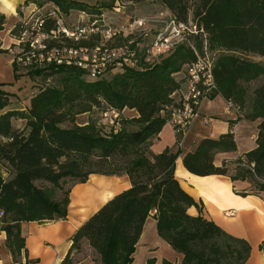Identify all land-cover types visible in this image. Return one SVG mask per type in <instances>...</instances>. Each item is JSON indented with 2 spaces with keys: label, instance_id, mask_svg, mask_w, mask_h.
I'll return each instance as SVG.
<instances>
[{
  "label": "trees",
  "instance_id": "1",
  "mask_svg": "<svg viewBox=\"0 0 264 264\" xmlns=\"http://www.w3.org/2000/svg\"><path fill=\"white\" fill-rule=\"evenodd\" d=\"M158 1L179 20L188 18L189 0ZM30 2L37 7L52 4L64 13L76 9L99 14L101 10L89 9L77 0H25L23 5ZM194 9L193 19L203 27L211 48L217 50L213 73L218 94L238 105L239 112L245 110L243 118L260 120L257 146L241 156L221 165L214 163L217 153L237 149L231 131L234 121H229L227 132L215 138L202 137L193 149L184 152L183 165L196 175L222 174L229 175L231 181H248L253 188L237 189V194L264 198V81L248 91L249 82L264 77V63L249 58H264V0H198ZM17 11L20 14V8ZM6 22L7 17L0 13V30ZM54 27L55 20L47 19L43 29ZM22 29L24 25L17 21L10 32L19 35ZM100 38L99 33L79 41L65 38V44L90 48ZM57 44L60 42L56 40L49 42ZM194 57L190 47L181 44L159 61L123 65L110 77L95 79L85 78L84 69L74 64H31L26 66V75H56L57 84L41 87L30 97L26 109L2 111L11 98L0 89V160L6 172V176L0 172V229L15 264L36 261L27 257L21 222L66 219L72 185L86 182L91 174H125L130 186L104 202L75 229L61 264L79 262L74 255L83 242L98 256L91 264H131L140 232L152 212L159 237L181 254L178 264L245 263L250 257V242L222 230L200 212L194 216L187 212L193 205L200 211L202 205L175 178V161L181 150H150L152 139L166 123L162 112L185 85L183 65ZM12 66L15 78L21 76L15 58ZM124 108L136 112L130 118V129L103 132L99 118L75 122L79 113L93 109L100 114L109 109L122 112ZM15 119L22 120L24 127L14 126ZM66 123L68 126H61ZM68 180L72 184L65 188ZM147 264H154V257H149ZM162 264L176 263L164 259Z\"/></svg>",
  "mask_w": 264,
  "mask_h": 264
},
{
  "label": "crops",
  "instance_id": "2",
  "mask_svg": "<svg viewBox=\"0 0 264 264\" xmlns=\"http://www.w3.org/2000/svg\"><path fill=\"white\" fill-rule=\"evenodd\" d=\"M24 1L0 0V13L7 17V22L4 24L3 29L0 30V48L3 50L2 52L0 51V54L8 55V61L11 64L13 57L9 46L10 44H15L16 41L14 35L10 32L11 27L17 20L22 18L23 13L26 15L33 8L31 2L23 5ZM19 8L20 14L17 11ZM218 96L221 97L220 95ZM222 99L221 113L209 110L208 100L202 101L200 116L188 127L183 145L180 148L181 153L176 158L174 175L180 186L202 205L200 211L194 205L189 207L187 209L189 214L194 216L200 212L206 218L213 220L222 230L250 242V257L244 264H264V198L256 194H247L245 196L237 194V189L244 188L243 185L245 183L242 180L231 181L229 175L222 174L196 175L188 171L182 162L183 153L193 149L199 139L205 136L215 138L218 134L227 132L229 130V121H234L231 131L233 132L237 149L233 152L217 153L214 157L216 165H221L222 161L233 160L257 146L255 139L260 119L248 120L243 118L241 112L226 113L224 111L225 99ZM9 108L7 106L2 111ZM125 111L131 112L132 116H136V112L133 109H122V112ZM204 117H211L213 120L205 125L202 121ZM218 121L222 124L219 128L216 127ZM214 129L216 131L215 134L212 132ZM161 136H163L162 130L152 139L150 146L152 152H160L166 147L172 151L177 149V134L176 138L163 141L161 147L154 148L156 142H161ZM129 186L130 182L125 174L109 176L91 174L86 182L72 185L69 193L70 202L66 219L42 223L36 221L21 222L20 227L25 237L27 257L29 260H36L30 264H61V260L71 244L70 235L75 229L104 202ZM153 230L156 231V220L152 212L147 217L142 232H140L141 235L136 244L133 261L139 250L142 251L143 258L153 257L154 245H158L159 239L165 242L159 237L157 231L158 237L155 238ZM4 240L5 233L0 229V264H15L11 259L9 250L5 246ZM181 259V254L175 251L174 255L168 258V261L178 264ZM25 260L26 255L23 253L22 262ZM83 260H90V257L87 256Z\"/></svg>",
  "mask_w": 264,
  "mask_h": 264
},
{
  "label": "built area",
  "instance_id": "3",
  "mask_svg": "<svg viewBox=\"0 0 264 264\" xmlns=\"http://www.w3.org/2000/svg\"><path fill=\"white\" fill-rule=\"evenodd\" d=\"M127 1L126 3H130ZM125 0H116L114 9L120 11ZM132 3V2H131ZM33 8L19 23L24 29L19 35H14L16 44L23 47L15 56L18 65H43L56 62L74 64L86 71L88 79H95L103 75L104 71L112 66L118 70L123 65H137L141 60L149 63L159 61L162 57L174 52L175 48L185 44L194 53V59L183 65L182 74L186 81L184 87L173 94L174 101L164 109L166 121L170 123L177 134L176 145L181 148L190 124L200 116L202 101L214 99L218 96V87L214 79L213 67L217 50L211 48L207 34L203 27L198 25L192 17L179 20L173 12L165 19L160 17H138L128 19L126 42L124 45L113 46L115 38L123 36V30L116 27H100L94 22L75 29H66L61 19V11L52 4H45ZM48 6V10L45 8ZM47 19H54L56 27L43 29ZM99 33L101 38L93 47L68 46L65 38L79 41L88 39ZM151 35V38H148ZM145 41H141V39ZM147 39V40H146ZM60 44L49 45L51 41ZM113 41V42H112ZM26 42L22 45L21 43ZM224 111L228 114L239 112V106L231 100H224ZM119 111L105 110L101 113L98 125L114 129L119 124ZM213 120L204 117L203 124ZM3 212L0 210V225Z\"/></svg>",
  "mask_w": 264,
  "mask_h": 264
},
{
  "label": "rangeland",
  "instance_id": "4",
  "mask_svg": "<svg viewBox=\"0 0 264 264\" xmlns=\"http://www.w3.org/2000/svg\"><path fill=\"white\" fill-rule=\"evenodd\" d=\"M85 5L88 6L89 9L92 8H99L101 10L99 14H92L88 13L83 10H70L68 13L61 12V19L63 26L66 27V29H75L76 27L83 26V25H90L91 22L96 23L100 27H116V28H121L123 30V36L120 38H115L113 42V46H120L124 45L126 42V37L124 35L127 34V25H128V19L134 16L138 17H160L162 19H166L170 12L169 10H166L158 0H144L142 2L138 3H126L123 5L124 7H120V11L114 9V6L116 5L115 3L112 5H109L111 3V0H77ZM189 15L188 17H192V11L195 10V6L198 3V0H189ZM48 6L45 8V10H48ZM61 11V10H60ZM27 15V14H26ZM25 16L23 13L22 18ZM21 18V19H22ZM19 21V20H17ZM148 38H151V35H148ZM141 41H145L144 39L140 38ZM147 40V39H146ZM22 45L26 44V42H22ZM20 46V45H19ZM16 44H10L9 50L12 51V57L13 60L15 56L21 52V49L23 47H19ZM0 51L2 52L3 50L0 48ZM8 55L5 54H0V89L8 92L10 94L11 98V103L9 105L10 108H18V109H26L30 97L36 93L41 87L48 86V85H55L57 84L56 81V75H33V76H28L26 75L27 68L18 65V73L21 74L18 78H15L14 72H13V67L12 64L8 61ZM249 58L257 61L264 63V58L260 57L258 55H249ZM85 71V70H84ZM117 70L115 68L111 70H105L103 73V77L108 78L111 75H113ZM86 72V71H85ZM85 78L86 74L84 75ZM264 81V77H260L254 81H251L248 83V91L249 93L252 92V90L261 84V82ZM209 110H212L214 112L221 113L222 112V104H223V99L221 97H216L214 99H209ZM245 112V110H243ZM241 111L242 114L244 112ZM101 117V114L99 113V110L93 109L90 113H79L76 116L75 122L77 124H83L85 123L89 118L96 120ZM132 117L131 112H119L118 114V121L119 124L116 127V130L125 127V128H132L133 125L129 122L130 118ZM220 121V120H219ZM217 122L216 127H220L222 124L221 122ZM23 121L20 119H15L13 121L14 126L22 128L23 126ZM61 126H68L66 124H61ZM102 131L103 132H111L114 131V129L109 128L108 126L106 127L103 125ZM213 134L216 133L215 129L212 131ZM162 135L160 138L161 142H156L154 145V148H159L162 146L163 141H169L172 138H176V134L174 133L172 126L170 125L169 122L166 121L163 129H162ZM0 172L3 173L4 176H6L5 172V163L0 160ZM231 173L234 174L233 170ZM245 185H243L244 189L246 190H251L253 187L250 186V182L244 181ZM72 184L70 180H68L65 183V188L69 187ZM153 236L156 238L158 235L156 234V231L153 230ZM158 240V239H157ZM155 242V241H154ZM158 245H154L155 249L152 254L154 257V264H162L163 258H170L172 255H174L175 250L171 248L169 244L166 242H163L162 240L159 239ZM158 246V247H156ZM87 256L90 257V260H83V258H86ZM143 253L141 250L137 252L136 258L131 264H147V259L146 257L143 258ZM82 259V260H81ZM91 259H98V256L96 253H94L93 249L87 246L85 242L81 244V249L78 253H75L74 255V260H81L77 264H91Z\"/></svg>",
  "mask_w": 264,
  "mask_h": 264
}]
</instances>
